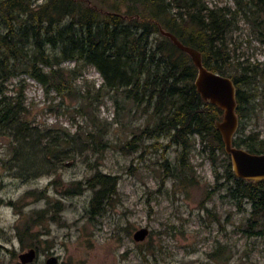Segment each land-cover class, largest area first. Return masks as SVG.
<instances>
[{"label":"rangeland","instance_id":"1","mask_svg":"<svg viewBox=\"0 0 264 264\" xmlns=\"http://www.w3.org/2000/svg\"><path fill=\"white\" fill-rule=\"evenodd\" d=\"M203 1L208 7L234 6V0ZM80 2L100 10L116 8L120 13L127 11L129 4L131 12L146 14L138 3ZM249 18L238 13L224 34L232 64L236 60L258 61L264 56V42L256 36ZM150 39L159 41L162 35L157 30ZM58 66L75 67L69 59ZM76 72L74 91L65 95L54 90L44 92L26 73L3 82L6 95H20L29 125L40 130L49 128L50 134L60 136L65 130L73 134L74 141L64 144L70 155L43 165L35 163L28 153L34 135L26 139L30 142H26L21 155L14 157L11 137L0 133V264H45L50 254L57 257V264H213L206 253L217 242L225 244L222 253L229 249L231 259L242 257L241 264H264V237L247 236L240 230L247 203H243L245 210L239 209L225 194L228 181L222 174L224 156L219 153L212 162L195 136L189 139L183 154L163 134L140 135L128 149L125 142L152 123L150 109L144 101L136 104L125 97L120 89L103 87L92 65L78 64ZM254 85L255 89L249 90L254 92L247 106L249 113L238 121L235 135L264 140V73L256 76ZM89 138L107 144L95 150ZM95 170L116 175L117 182L105 209L91 214V188L84 186L73 194L64 190L76 181L83 182ZM213 170L221 175L217 183ZM58 202L53 218L47 214L31 225L26 233L31 242H20L16 227H23L33 210L47 207L55 211ZM140 226L147 227L148 232L135 241L131 234ZM30 246L35 247V257L20 263L17 254Z\"/></svg>","mask_w":264,"mask_h":264},{"label":"trees","instance_id":"2","mask_svg":"<svg viewBox=\"0 0 264 264\" xmlns=\"http://www.w3.org/2000/svg\"><path fill=\"white\" fill-rule=\"evenodd\" d=\"M80 1L42 0L32 5L34 0H0V133L11 137L12 155H21L26 142H30L26 139L34 135L28 153L35 163L61 161L70 155L64 144L70 145L74 137L65 130L59 129L63 132L60 136L50 134L49 128L40 130L29 125L23 116L20 95L18 92L6 95L3 82L10 76L26 73L44 92L71 94L73 80L79 74L76 72L78 64H90L100 74L103 87L120 89L125 97L136 104L144 101L150 109L152 123L141 127L137 135L133 134L125 142L128 149L134 147V140L140 135L163 134L169 137L168 142L178 145L183 154L189 139L197 137L212 162L219 153L224 156L222 174L228 181L225 194L239 209H246L243 203L248 205L240 230L247 236L264 237V179L250 180L233 174L229 156L223 150L214 125L221 117V109L203 100L195 90L196 68L189 55L163 34L159 41L150 39L159 24L183 44L197 49L206 68L230 77L235 89L234 112L238 126V121L249 113L247 106L254 98V92L249 90L255 89L256 76L264 73V56L258 61L236 60L232 64L224 45V34L234 23L235 16L241 13L246 18L250 16L248 21L256 36L264 42V0H234L232 8L208 7L203 0H121L140 4L146 14L131 12L129 4L128 10L120 13L116 8L100 10ZM173 7L178 9L171 11ZM66 59L72 60L75 67L58 66ZM237 126L231 137L232 145L249 152H264L263 139L235 135L239 130ZM44 137L46 141L41 142ZM89 142L95 150L107 144L93 138H89ZM213 173L217 183L221 175L215 170ZM116 182V175L95 170L83 182L67 186L64 193H78L84 186L91 188L89 212L95 214L109 204ZM58 207L59 202L55 211L47 207L33 210L23 222L24 226L16 227L18 240L31 242V237H26L31 225L47 214L53 218ZM223 246L225 244L217 242V246L206 253L214 260L213 264L242 263V257L231 259L229 249L223 254Z\"/></svg>","mask_w":264,"mask_h":264},{"label":"water","instance_id":"3","mask_svg":"<svg viewBox=\"0 0 264 264\" xmlns=\"http://www.w3.org/2000/svg\"><path fill=\"white\" fill-rule=\"evenodd\" d=\"M158 31L167 36L179 49L186 52L196 68L193 85L203 100L216 105L221 109V117L214 121V125L220 134L223 150L229 156L230 168L236 177L260 180L264 179V152L254 153L246 149L232 145L231 137L237 126V117L234 112V85L230 77L206 68L200 58L197 49L183 44L170 31L163 29L158 24ZM148 232L147 227L136 228L131 236L135 241L142 240ZM36 255L34 247L17 254L20 263L31 261ZM45 264H57V257L50 254L44 259Z\"/></svg>","mask_w":264,"mask_h":264}]
</instances>
